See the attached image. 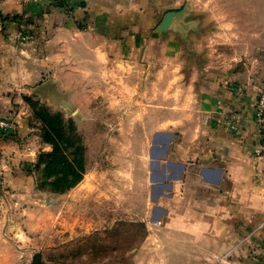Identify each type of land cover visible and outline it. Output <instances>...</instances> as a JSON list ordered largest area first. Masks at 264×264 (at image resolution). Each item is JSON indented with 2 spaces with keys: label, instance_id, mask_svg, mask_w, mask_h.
<instances>
[{
  "label": "crops",
  "instance_id": "crops-1",
  "mask_svg": "<svg viewBox=\"0 0 264 264\" xmlns=\"http://www.w3.org/2000/svg\"><path fill=\"white\" fill-rule=\"evenodd\" d=\"M188 1L0 0V118L16 123L0 133V264H15L24 240L16 199L51 149L36 132V106L95 119L101 104L145 127L139 208L127 173L119 197L124 216L142 224L134 264H264V138L253 118L264 40L181 34L192 21L168 15ZM23 30L32 41L19 42ZM85 179L60 193L61 206L84 194ZM115 203L111 193L108 234Z\"/></svg>",
  "mask_w": 264,
  "mask_h": 264
},
{
  "label": "rangeland",
  "instance_id": "rangeland-1",
  "mask_svg": "<svg viewBox=\"0 0 264 264\" xmlns=\"http://www.w3.org/2000/svg\"><path fill=\"white\" fill-rule=\"evenodd\" d=\"M183 10L181 19L192 24L183 23L181 34L192 28L201 34L208 30L238 34L246 42L258 34L264 40V0H189ZM85 115L88 118L73 114V108L63 112L36 106V132L43 140L53 141L45 153H52L57 145L63 160H57L59 155L49 156L39 168L31 167L33 182L16 199L24 240L19 250L15 248V264H32L35 252L49 264H134L139 260L133 247L140 242L142 224L133 213L124 216L119 197L124 194L121 177L127 173L131 182L125 189L132 196L131 207L139 208L137 180L147 140L144 123L117 121L120 114L109 112L107 104H101L95 119L91 112ZM75 158L78 163H73ZM70 164L86 172L84 194L69 196L68 204L61 206L55 188L73 179ZM109 193L110 198L111 193L116 196V232L112 234L107 232L113 225L107 216ZM129 217L130 224L124 227ZM12 262L11 258L1 260L3 264Z\"/></svg>",
  "mask_w": 264,
  "mask_h": 264
},
{
  "label": "built area",
  "instance_id": "built-area-1",
  "mask_svg": "<svg viewBox=\"0 0 264 264\" xmlns=\"http://www.w3.org/2000/svg\"><path fill=\"white\" fill-rule=\"evenodd\" d=\"M17 38L21 43H28L33 40L34 36L31 32L23 30L18 33ZM254 121L259 128L264 138V90L260 91L256 98V105L254 111ZM227 124L230 129L237 130L241 125L239 115H233ZM16 130V123L13 119L0 118V133H12Z\"/></svg>",
  "mask_w": 264,
  "mask_h": 264
},
{
  "label": "trees",
  "instance_id": "trees-1",
  "mask_svg": "<svg viewBox=\"0 0 264 264\" xmlns=\"http://www.w3.org/2000/svg\"><path fill=\"white\" fill-rule=\"evenodd\" d=\"M45 141L49 142V143L53 142L51 139H47ZM57 148H58V146L55 145V148H54L52 153H45V152L41 153L39 155L37 162L34 164V167L39 168L42 160L46 157H49V156L55 157V155H59V156H57V160L59 162H61V160H63L62 159L63 157H61L62 152L57 153V151H56ZM73 163H78V159H76V158L73 159ZM69 168H70V172L74 175L73 179L71 181H68V183H66V184H62V185L59 184L58 186H56L55 191H58L60 193L65 192L66 190L74 187L82 179L83 174L85 173V171L83 169H78L77 166L75 167L74 165H71V164H70Z\"/></svg>",
  "mask_w": 264,
  "mask_h": 264
},
{
  "label": "water",
  "instance_id": "water-1",
  "mask_svg": "<svg viewBox=\"0 0 264 264\" xmlns=\"http://www.w3.org/2000/svg\"><path fill=\"white\" fill-rule=\"evenodd\" d=\"M184 11L185 10H183L177 14H174V15L169 13L168 18H170L172 16H177V17L181 18V16L184 14L183 13ZM32 264H49V263H46L45 261H43L42 254L40 252H35L33 255Z\"/></svg>",
  "mask_w": 264,
  "mask_h": 264
}]
</instances>
